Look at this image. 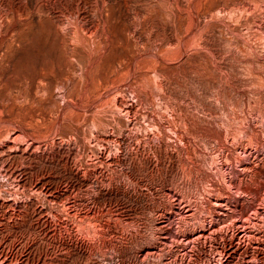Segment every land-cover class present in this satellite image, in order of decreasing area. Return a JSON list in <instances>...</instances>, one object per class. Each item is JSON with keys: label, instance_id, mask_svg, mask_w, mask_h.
<instances>
[{"label": "rangeland", "instance_id": "obj_1", "mask_svg": "<svg viewBox=\"0 0 264 264\" xmlns=\"http://www.w3.org/2000/svg\"><path fill=\"white\" fill-rule=\"evenodd\" d=\"M198 263L264 264V0H0V264Z\"/></svg>", "mask_w": 264, "mask_h": 264}, {"label": "bare ground", "instance_id": "obj_2", "mask_svg": "<svg viewBox=\"0 0 264 264\" xmlns=\"http://www.w3.org/2000/svg\"><path fill=\"white\" fill-rule=\"evenodd\" d=\"M243 190V189H242ZM245 191V190H244ZM246 192H248L247 190H246ZM225 221V220H224ZM232 223V222H231ZM235 223V222H234ZM232 225H233V223H232ZM205 233V232H204ZM243 233H245V232H243ZM252 235V234H251ZM201 236V235H200ZM241 238V237H240ZM201 239V238H200ZM223 248V247H222ZM221 249V248H220ZM221 251V250H220ZM225 251H226V249H225ZM221 255H222V253H221ZM254 257H256V256H254ZM199 264V263H198ZM256 264V263H255Z\"/></svg>", "mask_w": 264, "mask_h": 264}]
</instances>
